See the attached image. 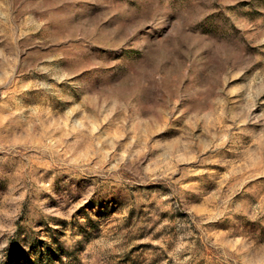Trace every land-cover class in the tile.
Returning <instances> with one entry per match:
<instances>
[{"label": "rangeland", "instance_id": "obj_1", "mask_svg": "<svg viewBox=\"0 0 264 264\" xmlns=\"http://www.w3.org/2000/svg\"><path fill=\"white\" fill-rule=\"evenodd\" d=\"M0 264H264V0H0Z\"/></svg>", "mask_w": 264, "mask_h": 264}]
</instances>
